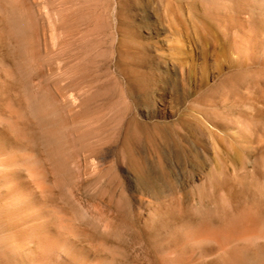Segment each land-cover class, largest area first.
Instances as JSON below:
<instances>
[{
  "label": "rangeland",
  "instance_id": "374dc122",
  "mask_svg": "<svg viewBox=\"0 0 264 264\" xmlns=\"http://www.w3.org/2000/svg\"><path fill=\"white\" fill-rule=\"evenodd\" d=\"M0 264H264V0H0Z\"/></svg>",
  "mask_w": 264,
  "mask_h": 264
},
{
  "label": "bare ground",
  "instance_id": "6f19581e",
  "mask_svg": "<svg viewBox=\"0 0 264 264\" xmlns=\"http://www.w3.org/2000/svg\"><path fill=\"white\" fill-rule=\"evenodd\" d=\"M253 227V226H252ZM256 227V226H255ZM230 238V237H229Z\"/></svg>",
  "mask_w": 264,
  "mask_h": 264
}]
</instances>
